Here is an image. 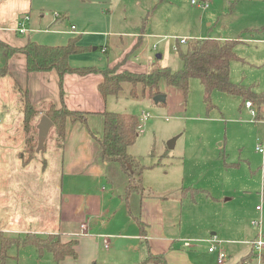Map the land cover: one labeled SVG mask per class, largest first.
<instances>
[{"label": "crops", "instance_id": "obj_1", "mask_svg": "<svg viewBox=\"0 0 264 264\" xmlns=\"http://www.w3.org/2000/svg\"><path fill=\"white\" fill-rule=\"evenodd\" d=\"M116 1L118 0H0V68L6 67V74L0 78V87L6 85L12 92L11 99L14 97L9 105L10 110L5 106L1 108L0 101V112L5 110L6 117L11 118V122H7L8 119L5 118L0 125V142H3L0 156L3 151H6L8 157L14 152V157L16 154L21 159L20 164H16L17 168L12 171L11 160L7 157L0 158V185H9L13 175L20 177L28 173V168L35 160L34 155L30 163L23 165L25 158L22 152L27 134L22 126L19 93L25 91L29 102L38 108L40 102H50L60 107L63 101L69 110L86 113V119L85 122L67 121L61 143L59 175L62 193L58 203L59 221L72 224V228H68L66 235L59 238L63 243L77 241V257H67L59 264H155L145 262L148 256L161 257L166 264H194L193 254L180 249L182 245L188 249L194 247L189 241L183 240L184 231L201 233L202 236L211 231L219 234L221 230L215 220L219 219L220 210L236 192L254 196L260 205L264 203V154L257 153L258 160H242L239 157L238 162H227L224 160V153L220 152L223 153L222 162L218 159L208 162L207 166L204 163V172L199 170L205 177L200 188H195L197 192L188 191L181 195V192L176 194L167 191L155 195L151 192L145 194L143 189L142 194L133 193L125 201L123 195L127 177L118 164L103 162L99 142L103 133L102 114L105 111L116 112L117 100L131 97V84L122 83L118 96L104 98L98 91V85L103 80L100 72L117 64H121L123 70L139 73H146L150 68L135 63L133 59L138 58L139 54L135 53L137 51L131 53L137 39L141 38L142 44L143 33H124L126 38L131 39L129 41H123L117 36L120 31L118 28L121 27L116 25L125 24L127 20L115 21L111 8ZM56 3L63 4L58 7V11L51 9ZM18 28L25 31L19 32ZM71 38H78L79 44L90 50L70 56L69 65L73 68L94 67L99 72L87 75L65 74L60 82L55 71L28 73L26 57L19 52L9 56L3 47L21 48L28 41L59 46L65 45ZM94 52L106 58H90L88 55ZM129 56L133 59L129 60ZM137 86L138 94L141 86ZM60 88L63 92L62 99ZM249 100H242L241 106H244L247 113L251 109L256 110L258 117L254 121L251 119L250 124L255 122L258 125V138L264 141V105L258 107ZM247 101L252 103V108L245 107ZM11 110L14 113L8 116ZM137 116L140 117V113ZM6 141L15 144L11 146V150L3 149ZM238 141H241L240 137ZM208 168L213 169L210 171ZM163 181L162 187L166 188L168 180L164 178ZM95 183L105 186L95 188ZM182 188L194 187L183 186L179 190ZM252 188L254 192L250 191ZM213 210L217 214L215 220ZM256 211L259 212L257 209ZM141 225L145 230L143 238ZM59 230L24 233L37 236L44 234L45 237L50 234L59 235ZM211 237L210 243L217 240L215 234L211 233ZM104 238L108 242L107 248L103 243ZM251 241L246 242L250 249L247 260L252 255L249 244ZM185 243H189V246H185ZM216 246L221 249L219 242ZM210 254L216 255L217 263V254Z\"/></svg>", "mask_w": 264, "mask_h": 264}, {"label": "rangeland", "instance_id": "obj_2", "mask_svg": "<svg viewBox=\"0 0 264 264\" xmlns=\"http://www.w3.org/2000/svg\"><path fill=\"white\" fill-rule=\"evenodd\" d=\"M201 2L202 0L116 1L111 8L115 21L127 20L125 24L116 25L121 27L118 28L120 31L117 36L123 41H129L131 39L126 38L124 33H143L142 44L135 52L139 54L138 58L129 56V60L133 59L135 63L149 68L167 67L171 71H177L182 68L177 47L181 50L186 47V43H181V40L231 41L236 59L230 63V82L242 86L244 91L264 96V0H209L207 8L201 7ZM60 6L63 4L56 3L51 9L58 11ZM99 54L94 52L88 56L101 60L106 58ZM122 71L121 64L114 69L115 73ZM159 89L166 97L164 104L155 103L154 98H150L147 91L143 93L142 89L138 94L136 92L137 97L127 96L116 102L118 113L138 115L144 112L150 116L143 123V130L135 143L127 150L145 167V194L151 192L160 195L167 191L179 194V189L183 186L200 188L205 175L202 176L199 170L204 172V163L207 166L208 162L218 159L222 162L223 153L227 162H238L239 157L242 160H258L255 147L260 138V129L256 128L258 125L255 122L250 124L252 117L241 106L242 97L213 91L209 95L212 106L208 107L204 101V88L194 78L189 81L185 98L180 89L166 85L164 80L160 81ZM11 94L6 85H1V108L11 109L9 105L14 101ZM19 96H22V91ZM49 103L40 102L39 109L47 107ZM55 108L58 109L59 106L55 105ZM13 113L11 110L8 116ZM5 114V110L0 112V125L5 118L8 119L7 122H11V118ZM239 137L241 141H238ZM54 138L52 126L42 148L44 151H37L35 148V160L28 168V173L22 174L21 178L13 175L9 185H0V236L22 238L26 233L24 231L60 229L59 236L62 237L66 235L68 228H72V224L59 221L62 154L56 149L55 145L58 143ZM173 138H177L175 146L168 149L167 144ZM2 143L0 142V146ZM14 145L6 141L3 149L11 150ZM4 157L11 160L12 171L17 168V162H21L19 156L15 154L14 157V152L8 157L6 151H3L0 158ZM23 157L28 158V153H23ZM205 158L210 159L207 161ZM43 160L46 161L45 164L42 163ZM208 169L212 171L213 168ZM164 178L168 180L166 188L162 187ZM94 186L97 188L105 184L95 183ZM250 191L255 190L252 188ZM259 205L252 195L234 193L232 199L220 210L218 220H215L217 214L213 210V219L217 221L220 233L211 231L202 236L201 233L184 231L183 240L189 241L194 247L184 248L182 241L180 249L193 254L194 264H217L216 255L208 252L212 246L210 240L213 233L227 256L223 264H257V258L253 254L247 260L250 249L246 242L256 237L259 226L264 233V203L260 213L256 211ZM258 220L260 225L254 226L252 222ZM43 236L44 234H39V237ZM8 255L5 264H55L51 254L46 252L40 257L33 246L18 250L13 246L8 250Z\"/></svg>", "mask_w": 264, "mask_h": 264}, {"label": "trees", "instance_id": "obj_3", "mask_svg": "<svg viewBox=\"0 0 264 264\" xmlns=\"http://www.w3.org/2000/svg\"><path fill=\"white\" fill-rule=\"evenodd\" d=\"M140 46L141 38L137 39V43L133 46L131 53L137 51ZM3 47L7 50L9 56L19 52L26 57V71L28 73L55 71L60 78V82L65 74L87 75L99 72L94 67L73 68L69 65L70 56L83 54L90 50L89 47L80 45L78 38H71L65 45L59 46L42 45L28 41L21 48H11L6 45H3ZM177 49L182 63L181 69L171 71L167 67H151L146 73L137 74L125 70L122 73H115V67L120 66V64H117L112 68H107L100 72L103 80L98 85V91L104 98L116 96L121 91V84L127 82L131 84V97L136 96L135 88L137 85H140L143 93L147 91L148 96L154 98L159 94H163L160 92L159 85L160 81L164 80L166 85L180 89L185 98L189 81L194 78L198 79L204 88V101L208 107L212 106L209 95L213 91L240 96L243 100L250 99L258 107L264 104V96L244 91L242 86L234 85L229 80L230 63L236 59L233 42L215 39H195L186 42L185 50H181L179 46ZM5 74L6 67L0 68V78ZM62 93V89L60 88L61 99ZM20 110L23 116V131L27 134L22 152L28 153V158L23 161L24 166L34 158L35 148L37 149V125L42 116H46L53 124L54 140L59 144L55 145V147L59 151H61V143L65 134L67 121H71V123L79 120L85 122L86 119V113L69 110L63 101L58 109L55 108L53 103H49L47 107L39 109L29 102L25 91H23L20 97ZM102 115L103 133L99 142L101 158L106 164H118L122 173L126 175L128 182L123 197L127 202L131 194H142L144 189L142 175L145 167L141 165L136 157L131 156L127 151L135 143L140 134L137 130L139 117L128 113L108 111H105ZM257 117L258 115L255 118L257 119ZM42 163L45 164L46 161L43 160ZM188 191L195 193L198 190L195 188H182L180 190L181 195H184ZM144 236L145 230L141 225V237L143 238ZM76 245V240H70L65 243L61 242L57 234L39 237L33 233H26L22 238L1 235L0 264H5L9 258L8 250L13 246L16 250L25 246H33L37 249L40 257L47 252L52 255L54 263L59 264L67 257H77ZM145 262L166 264L161 257L152 256H148Z\"/></svg>", "mask_w": 264, "mask_h": 264}, {"label": "built area", "instance_id": "obj_4", "mask_svg": "<svg viewBox=\"0 0 264 264\" xmlns=\"http://www.w3.org/2000/svg\"><path fill=\"white\" fill-rule=\"evenodd\" d=\"M208 2H209V0H202V2L200 4L201 7L207 8L208 7ZM17 31L24 32L25 29L18 28ZM181 43H186V40H181ZM245 107L250 109V108L253 107V105H252L251 102L247 101V102H245ZM250 113L252 115V121H254L255 120V116H256V110L255 109H251ZM149 118H150L149 114H146L144 112H142L140 114L139 124L137 125V130H138L139 133L142 132V130H143V123L146 120H148ZM255 150L259 154H262V155L264 154V141L263 140H258L257 141ZM256 209L259 212H261L262 211L261 205L258 206ZM252 224L254 226H259L260 222H259V220L257 222L254 221V222H252ZM103 243L105 245V248H107L108 242H107L106 238H104ZM211 243H212V246L209 247V252L210 253H216L217 254V263L218 264H223L225 262L226 257H227L225 252L223 250L219 249L216 246L217 242L215 240H212ZM249 244L251 246L252 254L255 255L256 258H257V264H262V257L264 255V233L261 230L260 226H259V232L256 234V237ZM185 246H189V243H185Z\"/></svg>", "mask_w": 264, "mask_h": 264}, {"label": "water", "instance_id": "obj_5", "mask_svg": "<svg viewBox=\"0 0 264 264\" xmlns=\"http://www.w3.org/2000/svg\"><path fill=\"white\" fill-rule=\"evenodd\" d=\"M158 58H159V56H158ZM165 99H166V97L163 94H159V95L154 97V102L155 103H164ZM52 125H53L52 122L46 116H42L40 118V121L37 125V130H38L37 149H36L37 151L42 150V148L44 146L45 139H46ZM176 139L177 138H173L168 142V144H167L168 149L174 148Z\"/></svg>", "mask_w": 264, "mask_h": 264}]
</instances>
